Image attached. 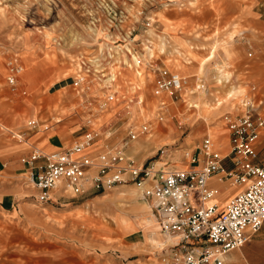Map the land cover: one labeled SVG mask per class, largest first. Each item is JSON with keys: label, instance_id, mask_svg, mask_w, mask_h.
Listing matches in <instances>:
<instances>
[{"label": "rangeland", "instance_id": "rangeland-1", "mask_svg": "<svg viewBox=\"0 0 264 264\" xmlns=\"http://www.w3.org/2000/svg\"><path fill=\"white\" fill-rule=\"evenodd\" d=\"M130 39L140 64L133 65L126 53L120 64L142 86L140 93L102 114L87 152L124 145L137 164L160 172L184 168L185 153H198L209 132L224 140L219 147L212 139L226 154L225 117L240 114L231 111L244 109L248 98H264V0H0V122L26 139L0 136V264H164L162 246L150 238L169 236L153 216L146 218L149 204L135 184L95 191L87 182L82 193L53 190L51 201L39 202L20 163L31 147L51 152L80 140L89 126L71 86L76 60ZM149 59L185 79L180 94L156 92L144 64ZM9 61L22 68L15 90L6 83ZM104 93L97 91L92 109ZM139 98L143 106L136 103ZM162 99L167 110L157 121ZM131 114L137 122L141 116L151 122V131L132 141L125 131ZM33 117L40 125L28 129ZM233 254L231 264H264V222Z\"/></svg>", "mask_w": 264, "mask_h": 264}, {"label": "built area", "instance_id": "built-area-1", "mask_svg": "<svg viewBox=\"0 0 264 264\" xmlns=\"http://www.w3.org/2000/svg\"><path fill=\"white\" fill-rule=\"evenodd\" d=\"M112 25L113 20L111 28ZM132 44L134 41L130 39L123 45H106L92 54L78 56L71 86L88 112L85 124L89 128L70 148L43 152L34 146L21 155L20 163L26 165L28 178L37 190L35 198L39 202L51 201L53 190L82 193L87 189V182L95 191L122 183L137 187L147 183L141 188V195L148 201L160 232L172 238L160 248L164 264H229L228 252L243 247L264 222V161L259 159L264 155V98H248L243 102V114L225 117L229 132L226 154L222 155L210 136L205 135L198 153H185L186 168L160 172L151 164H137L126 155L124 145L107 146L97 154L87 152L98 135L93 128L95 123L115 98L114 67L117 61L122 65L121 53L129 55L133 65L140 64L141 60L131 54ZM144 64L153 73L157 93L173 96L182 92L186 81L178 73L155 66L150 59ZM21 70L20 64L8 62L6 83L11 90L16 89ZM98 90L106 93L92 109ZM136 103L143 106V99H137ZM166 110V100L162 99L155 119L162 121ZM136 120L131 114L125 121L126 138L130 141L151 131L150 120L143 116L139 122ZM39 125L36 117L26 123L28 129ZM111 133L109 130L106 137ZM3 134L26 141L22 132H15L0 122V136ZM226 159L231 163L230 168L223 166ZM214 176L239 187L224 209H218L213 201L218 194V188L210 183Z\"/></svg>", "mask_w": 264, "mask_h": 264}, {"label": "bare ground", "instance_id": "bare-ground-1", "mask_svg": "<svg viewBox=\"0 0 264 264\" xmlns=\"http://www.w3.org/2000/svg\"><path fill=\"white\" fill-rule=\"evenodd\" d=\"M123 68H125V66H123V65H116L114 67L115 82L113 84V90L116 92V95H115L114 100L109 105L110 108L106 112L114 111L115 106L117 104L124 102V101H127V100H130L133 96L140 93L142 86H140L139 83H137L134 79H132V77L130 75L124 74ZM219 82L222 83L221 80H219ZM231 112L243 114L244 109H242L241 111L235 110V111H231ZM208 134H209L211 139H214V141L217 140V143H218L217 145L219 147H223L224 140L219 139L217 137V135H215L214 132H209ZM155 166L159 167L157 162H155ZM186 167H184V168H186ZM165 171H168V170H165ZM218 196H219V194L216 195V197L214 198V200L218 202L217 203L218 209H224L226 205L224 207H222V205L219 202Z\"/></svg>", "mask_w": 264, "mask_h": 264}, {"label": "crops", "instance_id": "crops-1", "mask_svg": "<svg viewBox=\"0 0 264 264\" xmlns=\"http://www.w3.org/2000/svg\"><path fill=\"white\" fill-rule=\"evenodd\" d=\"M217 83L221 84L219 81H217ZM30 138H31V136L28 135L27 139L29 140ZM14 148H17V147H11L10 149H14ZM223 166H224V168H230L231 167L230 161L228 159L224 160L223 161ZM225 182H226V180L220 179L219 176H214L213 178H211V181H210L211 185H213V186L218 188V194L219 193L221 194V192H222L223 195L221 196L220 199L223 200L222 203H224V204L226 202H228V200L239 190L238 186L231 185V184L227 185V184H225ZM146 185H148V184L147 183L143 184L142 187H139V189L143 188V186H146ZM226 186H229V187H226ZM220 199H219V201H220ZM213 201H215V200H213ZM215 202L218 203L217 201H215ZM149 208H150V205H149ZM152 216H153L152 213H149V215H147L146 218L147 217L151 218ZM149 231H150V235H153L154 231L153 230H147L146 232H149ZM152 240H155V241H152ZM150 241L153 244L155 243V245H157V246H163V245H166V244L170 243L172 241V238L168 237L167 239L161 241L159 239H155L154 236H153L152 238H150ZM237 250H240V249H235V250H232V251L228 252V254L226 256V260H227V262L229 264H231L230 261L232 260V258L236 256V255L234 256L233 253L234 252L237 253Z\"/></svg>", "mask_w": 264, "mask_h": 264}]
</instances>
